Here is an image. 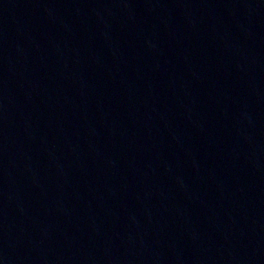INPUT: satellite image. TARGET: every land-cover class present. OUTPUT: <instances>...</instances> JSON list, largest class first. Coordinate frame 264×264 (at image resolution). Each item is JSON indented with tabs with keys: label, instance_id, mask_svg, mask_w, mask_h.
I'll list each match as a JSON object with an SVG mask.
<instances>
[{
	"label": "water",
	"instance_id": "95a60500",
	"mask_svg": "<svg viewBox=\"0 0 264 264\" xmlns=\"http://www.w3.org/2000/svg\"><path fill=\"white\" fill-rule=\"evenodd\" d=\"M0 264H264V0H0Z\"/></svg>",
	"mask_w": 264,
	"mask_h": 264
}]
</instances>
